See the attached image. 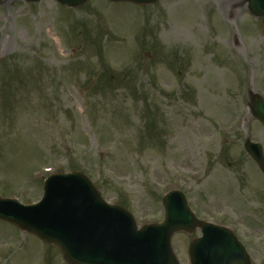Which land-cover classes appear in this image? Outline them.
Here are the masks:
<instances>
[{
    "label": "rangeland",
    "instance_id": "obj_1",
    "mask_svg": "<svg viewBox=\"0 0 264 264\" xmlns=\"http://www.w3.org/2000/svg\"><path fill=\"white\" fill-rule=\"evenodd\" d=\"M251 92L264 97V17L247 0H0V196L34 203L50 174L78 171L141 226L180 189L264 264V175L244 148H264ZM198 236H173L181 263ZM0 264L67 263L0 220Z\"/></svg>",
    "mask_w": 264,
    "mask_h": 264
},
{
    "label": "water",
    "instance_id": "obj_2",
    "mask_svg": "<svg viewBox=\"0 0 264 264\" xmlns=\"http://www.w3.org/2000/svg\"><path fill=\"white\" fill-rule=\"evenodd\" d=\"M58 1L76 7L87 0ZM111 1L150 4L157 0ZM248 1L255 16H264V0ZM250 107L264 122V100L254 95ZM245 147L264 172L261 145L247 139ZM164 203V222L138 231L126 210L108 205L86 176L74 173L48 178L44 199L39 204L24 206L16 200L0 198V218L56 245L70 264H179L171 248V236L180 230L191 232L197 224L205 233L204 240L214 245L209 253L222 252L225 264H243L240 255L247 259L241 245V253L236 250V238L230 232L197 222L181 192L169 193ZM121 216L128 222L125 228ZM199 244L193 242L192 254Z\"/></svg>",
    "mask_w": 264,
    "mask_h": 264
},
{
    "label": "bare ground",
    "instance_id": "obj_3",
    "mask_svg": "<svg viewBox=\"0 0 264 264\" xmlns=\"http://www.w3.org/2000/svg\"><path fill=\"white\" fill-rule=\"evenodd\" d=\"M227 7L226 6H223V7H221L220 9H221V11H223V10H225ZM1 48L2 49H5V45L3 44L2 46H1Z\"/></svg>",
    "mask_w": 264,
    "mask_h": 264
}]
</instances>
